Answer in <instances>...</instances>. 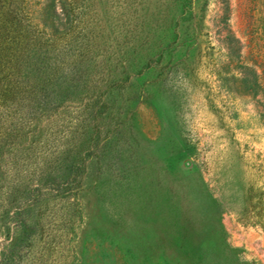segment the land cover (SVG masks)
I'll return each instance as SVG.
<instances>
[{
    "label": "rangeland",
    "instance_id": "obj_1",
    "mask_svg": "<svg viewBox=\"0 0 264 264\" xmlns=\"http://www.w3.org/2000/svg\"><path fill=\"white\" fill-rule=\"evenodd\" d=\"M0 264H264V0H0Z\"/></svg>",
    "mask_w": 264,
    "mask_h": 264
}]
</instances>
